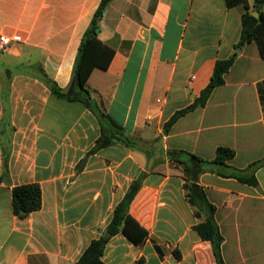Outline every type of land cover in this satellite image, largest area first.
Returning <instances> with one entry per match:
<instances>
[{
	"label": "crops",
	"instance_id": "1",
	"mask_svg": "<svg viewBox=\"0 0 264 264\" xmlns=\"http://www.w3.org/2000/svg\"><path fill=\"white\" fill-rule=\"evenodd\" d=\"M99 3L0 0V34L21 38L0 51V264H77L137 179L129 212L147 235L139 244L111 236L103 263L217 264L193 228L183 170L168 151L210 160L226 146L238 168L264 159V58L255 41L237 47L246 9L225 0H112L98 38L114 54L87 79L96 104L89 109L56 97L43 79L68 85ZM234 52L205 105L164 133L208 84L216 61ZM112 121L133 145L114 141L90 152L102 131H120ZM255 177L257 186L211 172L198 177L216 207L226 264H264V164ZM30 183L40 187L41 207L20 218L11 192Z\"/></svg>",
	"mask_w": 264,
	"mask_h": 264
},
{
	"label": "trees",
	"instance_id": "2",
	"mask_svg": "<svg viewBox=\"0 0 264 264\" xmlns=\"http://www.w3.org/2000/svg\"><path fill=\"white\" fill-rule=\"evenodd\" d=\"M111 1L100 0L91 23L83 34L68 85L65 88H60L50 78L44 76V82L56 97L66 101H79L87 108L94 109L96 104L92 93L87 88V79L95 67L106 69L114 54V50L103 43L98 38V32H96L103 13ZM225 1L227 7L243 4L246 9L241 17L242 28L237 47H242L246 42L255 41L260 55L264 58V12L260 9L261 5L264 4V0H254L252 8L247 0ZM251 11H257L259 16H253ZM236 56L237 53L234 52L230 57L216 61L208 84L191 104L171 115L163 125L164 133H167L180 117L205 105L213 89L224 83V75L233 64ZM112 124L120 131L113 133L111 136L104 134V131H102L90 152L114 141H121L128 146L133 145L135 142L133 137L125 135V131L115 122L112 121ZM168 153L170 161L182 167L185 197L193 207L194 216L198 219L193 228L201 239L210 242L216 263L226 264L222 256L224 238L215 219L216 207L208 199L204 188L199 185L198 177L202 173L211 172L223 178H233L243 184L257 186L255 170L264 164V159L251 162L245 168H238L227 162L235 156V151L226 146H218L215 157L210 160L185 150H170ZM140 186L141 181L139 179L131 183L123 199L115 206L112 218L105 231L90 242L77 260V264H104L102 261L103 251L110 237L116 233H123L135 244H139L145 239L147 231L129 212V206ZM11 194L13 213L20 218L26 217L41 207V190L36 183L15 186Z\"/></svg>",
	"mask_w": 264,
	"mask_h": 264
},
{
	"label": "built area",
	"instance_id": "3",
	"mask_svg": "<svg viewBox=\"0 0 264 264\" xmlns=\"http://www.w3.org/2000/svg\"><path fill=\"white\" fill-rule=\"evenodd\" d=\"M19 40H21L19 35L8 36L5 34H0V51L7 50L10 47L12 41Z\"/></svg>",
	"mask_w": 264,
	"mask_h": 264
},
{
	"label": "water",
	"instance_id": "4",
	"mask_svg": "<svg viewBox=\"0 0 264 264\" xmlns=\"http://www.w3.org/2000/svg\"><path fill=\"white\" fill-rule=\"evenodd\" d=\"M253 15L258 16L257 12H253ZM98 31H99V28H96V32H98Z\"/></svg>",
	"mask_w": 264,
	"mask_h": 264
}]
</instances>
